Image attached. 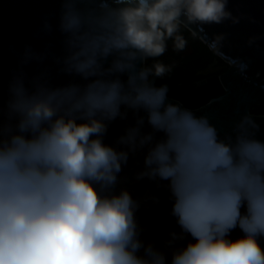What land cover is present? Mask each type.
Listing matches in <instances>:
<instances>
[{"label":"clouds","instance_id":"9594fccd","mask_svg":"<svg viewBox=\"0 0 264 264\" xmlns=\"http://www.w3.org/2000/svg\"><path fill=\"white\" fill-rule=\"evenodd\" d=\"M58 2L62 71L80 82L30 90L14 81L7 106L14 126L0 102V264H168L139 239L130 193L101 196L96 187L114 186L127 164L129 151L103 137L128 110L145 113L152 132L142 134L139 116L119 144L147 148L139 178L168 182L172 215L192 238L170 264H264L259 126L246 115L234 137L221 139L206 116L170 102L168 86L156 83L172 71L158 59L169 40L182 52L183 30L195 36L204 25L238 22L229 0ZM237 228L242 237L228 239Z\"/></svg>","mask_w":264,"mask_h":264},{"label":"water","instance_id":"95a60500","mask_svg":"<svg viewBox=\"0 0 264 264\" xmlns=\"http://www.w3.org/2000/svg\"><path fill=\"white\" fill-rule=\"evenodd\" d=\"M62 9L58 0H0V102L6 125H15L14 119L9 121L7 107L14 81L22 80L30 90L36 82L46 81L53 87L80 82L62 71L66 55L65 36L59 30ZM227 10L238 18L237 23L225 20L221 24L204 25L197 33L209 46L217 47V52L230 63L220 75L225 92L198 108H188L168 98L197 116H206L224 140L234 137L235 125L251 115L259 126L255 138L264 141V115L250 112L251 106L264 103V0H229ZM217 37H220L218 41ZM139 116L145 119L142 134L151 133L143 112L137 115L128 110L125 119L117 118L109 124L103 142L118 151L128 150L129 157L114 186L107 190L96 187L101 196L118 195L124 190L130 193L139 239L163 253L170 264L173 252L185 247L192 238L182 231L172 215L174 200L168 182L139 178L146 170L147 148L130 151L119 144L127 129L136 126ZM155 138L162 139L163 134L156 133ZM242 235L237 228L227 238L235 240ZM258 240L264 248V236Z\"/></svg>","mask_w":264,"mask_h":264},{"label":"flooded vegetation","instance_id":"af4514ba","mask_svg":"<svg viewBox=\"0 0 264 264\" xmlns=\"http://www.w3.org/2000/svg\"><path fill=\"white\" fill-rule=\"evenodd\" d=\"M183 35L188 41L184 51H174L172 41L169 40L167 52L158 58L164 64L172 66V71L162 79L179 98L170 94L169 97L183 105L186 103L192 106L188 108H198L208 103L212 97L225 92L220 75L230 63L217 52V47L209 46L198 34L193 36L183 30ZM261 104L263 103L255 105ZM253 106L250 108L251 113L264 115V111H251Z\"/></svg>","mask_w":264,"mask_h":264},{"label":"trees","instance_id":"16d2710c","mask_svg":"<svg viewBox=\"0 0 264 264\" xmlns=\"http://www.w3.org/2000/svg\"><path fill=\"white\" fill-rule=\"evenodd\" d=\"M149 63V65H151V63H153V61H149L148 62ZM156 83H157V85H161V84H166V82L163 80V79H159V80H157L156 81ZM169 85V84H168ZM169 88V94L171 95V96H173L174 98L176 97V98H179L177 95H174V93L172 92V88H170V87H168ZM183 100V99H182ZM184 106H186V107H192V106H190V105H188V104H186V103H184Z\"/></svg>","mask_w":264,"mask_h":264},{"label":"rangeland","instance_id":"374dc122","mask_svg":"<svg viewBox=\"0 0 264 264\" xmlns=\"http://www.w3.org/2000/svg\"><path fill=\"white\" fill-rule=\"evenodd\" d=\"M251 111H264V103L261 105H255L253 106V108L251 109Z\"/></svg>","mask_w":264,"mask_h":264},{"label":"bare ground","instance_id":"6f19581e","mask_svg":"<svg viewBox=\"0 0 264 264\" xmlns=\"http://www.w3.org/2000/svg\"><path fill=\"white\" fill-rule=\"evenodd\" d=\"M258 104V103H257Z\"/></svg>","mask_w":264,"mask_h":264}]
</instances>
